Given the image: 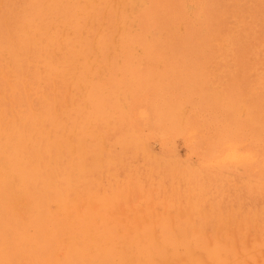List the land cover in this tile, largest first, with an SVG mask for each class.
Returning <instances> with one entry per match:
<instances>
[{"label": "rangeland", "instance_id": "374dc122", "mask_svg": "<svg viewBox=\"0 0 264 264\" xmlns=\"http://www.w3.org/2000/svg\"><path fill=\"white\" fill-rule=\"evenodd\" d=\"M0 171V264H264V0H0Z\"/></svg>", "mask_w": 264, "mask_h": 264}, {"label": "bare ground", "instance_id": "6f19581e", "mask_svg": "<svg viewBox=\"0 0 264 264\" xmlns=\"http://www.w3.org/2000/svg\"><path fill=\"white\" fill-rule=\"evenodd\" d=\"M150 116V115H149ZM140 124V123H139ZM1 172V171H0ZM24 200V199H23ZM26 203V202H25ZM193 203V202H192ZM211 203V202H210ZM27 212V211H26ZM30 212V211H29ZM207 213V212H206ZM202 215V214H201ZM207 216H208V214H207ZM207 219V218H206ZM229 220V219H228ZM249 223V222H248ZM241 226V225H240ZM243 229V228H242ZM218 231V230H217ZM219 232V231H218ZM208 233V232H207ZM187 234V233H186ZM221 234V233H220ZM82 237V236H81ZM217 237H218V235H217ZM76 240V239H75ZM89 241V240H88ZM221 241V240H220ZM222 242V241H221ZM86 243V242H85ZM177 246V245H176ZM178 247V246H177ZM176 249V248H175ZM77 250H79V249H77ZM107 258V257H106ZM191 258V257H190ZM106 261V260H105ZM65 264V263H64Z\"/></svg>", "mask_w": 264, "mask_h": 264}]
</instances>
